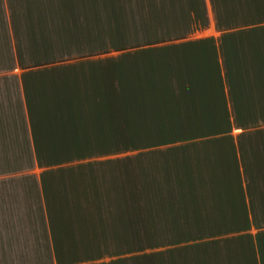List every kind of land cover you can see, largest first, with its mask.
I'll use <instances>...</instances> for the list:
<instances>
[{
	"label": "crops",
	"instance_id": "obj_1",
	"mask_svg": "<svg viewBox=\"0 0 264 264\" xmlns=\"http://www.w3.org/2000/svg\"><path fill=\"white\" fill-rule=\"evenodd\" d=\"M0 264H264V0H0Z\"/></svg>",
	"mask_w": 264,
	"mask_h": 264
}]
</instances>
